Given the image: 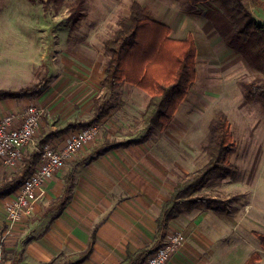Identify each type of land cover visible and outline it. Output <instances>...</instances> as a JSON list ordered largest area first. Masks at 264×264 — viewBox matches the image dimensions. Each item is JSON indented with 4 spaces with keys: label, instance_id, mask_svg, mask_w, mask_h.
I'll use <instances>...</instances> for the list:
<instances>
[{
    "label": "rangeland",
    "instance_id": "374dc122",
    "mask_svg": "<svg viewBox=\"0 0 264 264\" xmlns=\"http://www.w3.org/2000/svg\"><path fill=\"white\" fill-rule=\"evenodd\" d=\"M133 1L140 3L152 18L168 24L172 36L194 37L196 77L162 131L141 129L137 119L148 97L140 89L124 86L109 92L106 100L133 128L126 136L121 135L124 131H117L112 140L117 143L130 137L140 143L143 137L147 138L146 148L136 146L132 152L137 158L155 160L154 175H158L167 190L183 173L205 165L209 158L205 148L209 128L224 116L232 134L230 146L235 149L228 156V162L234 165L233 175L221 178L214 173L194 193L213 196L215 204L222 208L194 211L189 220L212 223L205 233L219 242V249L247 243L254 252L259 240L255 233L264 232V109L245 100L241 83L256 78L264 80V53L260 52L264 34L253 32L242 43L233 37L231 23L213 3L0 0V84L8 89L26 86L43 76L37 74V69L40 64L46 65L39 71L46 72L39 92L41 100L38 97L41 103L32 99L35 97L28 98V105L42 106L45 112L24 155L34 149L40 151L38 142L46 134L93 115V98L102 96L98 75L107 62L103 43L117 29L118 18L129 13ZM242 1L264 25V8ZM71 4L78 5L75 13L70 12ZM74 129L78 127L71 130ZM102 134L100 131L98 137ZM255 253L260 255L258 264H264V249Z\"/></svg>",
    "mask_w": 264,
    "mask_h": 264
},
{
    "label": "crops",
    "instance_id": "0c3cea01",
    "mask_svg": "<svg viewBox=\"0 0 264 264\" xmlns=\"http://www.w3.org/2000/svg\"><path fill=\"white\" fill-rule=\"evenodd\" d=\"M104 70L105 67L98 75V83L104 76ZM124 86L133 88L123 84L119 89ZM0 88L8 89L4 84H0ZM39 95L32 98L37 103H41L38 97L41 100L42 94ZM28 98L31 97L0 100V119L12 114L15 116L13 124L18 125L20 115L29 104ZM130 124L119 116L117 108L116 111L112 109L104 118V132L110 140L117 131H124L121 135L126 136L133 131ZM127 138V141L112 145L104 144L93 152L89 150L95 142L85 145L41 187L32 213L11 226L5 207L16 191L1 197V263L119 264L127 251L134 252L149 246L155 234L161 202L169 198L176 182L171 189L165 190L162 180L154 175L155 160L152 157L137 158L132 152L136 146L146 148L147 138L140 143ZM63 139L64 136L59 137V140ZM50 142L60 141L52 139ZM26 152L27 146L24 154ZM87 153L89 157L85 158ZM15 169L0 167V175H9ZM69 174L72 175L71 189L65 203L60 205L56 199L63 194ZM208 210L213 209L201 212ZM194 211L198 212L184 211L169 222L166 233L181 231L186 241L166 264H244L255 251L264 249L260 240L253 253L247 243L219 249V242L205 233L212 228V223L189 220L194 217ZM91 233L94 235L91 253L78 261V253L87 248ZM256 257L254 264L260 261L259 253Z\"/></svg>",
    "mask_w": 264,
    "mask_h": 264
},
{
    "label": "trees",
    "instance_id": "16d2710c",
    "mask_svg": "<svg viewBox=\"0 0 264 264\" xmlns=\"http://www.w3.org/2000/svg\"><path fill=\"white\" fill-rule=\"evenodd\" d=\"M188 2L215 4L231 23L233 37L242 43L246 42L253 32L264 34V25L256 20L242 0H188ZM248 2L255 8H264V0H248ZM77 7V4H71L70 12L75 13ZM77 18L78 15L74 16V20ZM102 49L107 62L104 76L99 82L102 96L93 98L95 105L93 115L85 120L69 122L64 127L46 134L38 142L39 148L54 138L64 136L73 128L92 124H100V131H103V134L95 138V144L89 151L93 152L104 144H114V141L110 140L104 132V118L113 109L106 97L109 92L123 84L135 86L148 96L146 105L137 119L138 123L146 127V130L162 131L168 126L196 77L197 45L194 37L191 34L185 38L172 36L171 27L152 18L137 1L131 3L127 15L118 18L117 29L104 41ZM237 50L242 52V48L237 47ZM260 52L264 53V46ZM42 68H46L44 63L40 64L37 69V74H43L37 81L18 89L0 88V100L35 97L39 94L45 78L44 73H46L39 72ZM241 84L245 100L256 102L264 109V80L256 78L243 81ZM231 137L228 121L224 116H220L209 128V139L205 147L209 157L208 161L199 169L183 173L179 177L169 198L161 202L151 244L134 252L127 251L119 264H141L162 241L168 230L169 222L182 212L222 208L215 204L217 201L213 196L195 195L194 193L205 186L214 173H218L221 178L232 177L234 165L228 162V156L233 154L235 149L233 150L230 146ZM144 139L146 138L143 137L142 140ZM88 153L85 154V158L89 157ZM39 161L40 151L34 149L23 156L21 163L13 173L9 175L2 173L0 175V198L15 192ZM71 182L72 175L69 174L63 194L56 199L60 205H63L68 198ZM255 235L260 240L261 247L264 248V232H256ZM93 242L94 235L91 233L87 248L78 253L80 255L78 261L90 255ZM256 255L257 253L254 252L244 264H254Z\"/></svg>",
    "mask_w": 264,
    "mask_h": 264
},
{
    "label": "built area",
    "instance_id": "2783aa9c",
    "mask_svg": "<svg viewBox=\"0 0 264 264\" xmlns=\"http://www.w3.org/2000/svg\"><path fill=\"white\" fill-rule=\"evenodd\" d=\"M45 108L27 105L20 115V123L14 125L12 114L0 119V167H17L24 156V149L34 135ZM100 124H92L69 131L58 142L45 143L40 148V161L33 171L21 182L13 198L5 207L9 226L32 213L40 196L41 187L91 140H95ZM185 235L181 231L165 233L162 241L145 257L141 264H166L183 245ZM0 264L1 261H0Z\"/></svg>",
    "mask_w": 264,
    "mask_h": 264
}]
</instances>
